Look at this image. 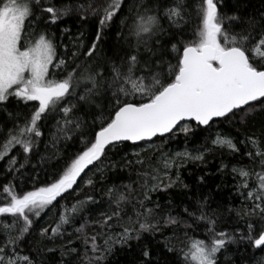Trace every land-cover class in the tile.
Wrapping results in <instances>:
<instances>
[{
    "label": "snow or ice",
    "instance_id": "snow-or-ice-1",
    "mask_svg": "<svg viewBox=\"0 0 264 264\" xmlns=\"http://www.w3.org/2000/svg\"><path fill=\"white\" fill-rule=\"evenodd\" d=\"M225 6V0H67L59 5L55 0H0V112L13 121L0 143V161L7 157L0 175H11L10 180L0 182V217L12 218L11 223L2 224L7 238L0 243V264H35L30 254H20L34 220L53 210L65 193L71 195L82 174L87 175L85 170L92 171L90 165L103 173L101 165L121 145L145 142L152 147L157 137L167 141L180 134L188 137L197 130L211 133L216 124L247 126L257 115L264 116V11L247 13L243 0H235L231 14L222 10ZM73 16L81 27L90 17L98 19L94 39L81 52V31L75 50L65 48L64 54L58 56V45L49 30ZM116 21L117 46L108 55L100 45L106 29ZM189 23L195 25L191 37L185 35ZM60 32L70 33L71 28H60ZM13 99L31 109L23 122L18 113L9 111ZM49 118L55 120L49 141L54 148L61 141L79 142L82 147L66 157L59 150L40 156L42 165L56 161L47 170L50 179L41 186L33 181L31 190L17 191L16 181L36 155L34 150L43 143L42 121ZM244 131L246 134L238 141L230 134L217 132L211 143L238 154L242 160L247 158V166L231 168L237 192L250 202L237 215L258 217L264 225V121L259 137L254 128L246 127ZM17 147L19 151L12 154ZM211 150L197 149L195 155L187 150L172 157L163 155L159 161L163 175L154 168L151 179L155 183L149 186L146 180L141 185L145 191L142 199L133 204L135 219L129 216L121 223L124 206L132 202L131 185L126 186V192L108 188L111 210L102 212L97 223L106 230L101 235L107 234L113 221L121 225L122 231L115 238L107 236L100 244L97 234L89 236L85 232V224L76 228L86 246L87 264H107L117 243L130 247L129 242L140 241L144 233L154 235L159 231L160 220L156 217L161 205L146 203L151 201V193L167 192L177 185L188 189L179 167L184 160L204 161ZM136 155L139 157V153ZM127 163L131 165L133 161ZM135 163L143 166L144 161L138 158ZM111 167L115 171L116 164ZM173 167L177 168L175 179L169 174ZM228 167L221 163L219 171ZM207 175L197 177V184H205ZM82 182L93 184L92 179ZM88 203L98 201L87 196L71 209L61 206L64 210L58 214L59 223L42 228L38 243L48 241L54 245L58 237L65 235L63 226L73 223ZM208 206V197L201 196L195 210L183 209L192 221L205 225L207 239L193 240L186 249H179L175 264H218L230 245L264 252V226L257 229L249 220L247 231L217 230ZM163 223L193 227L170 212ZM72 243L69 240L64 246L60 264H70L66 254L78 251L69 246ZM139 247L137 264H173L163 255H156L150 244ZM164 248L167 253L177 252L167 241ZM47 250L54 252L56 248ZM257 264H264V259Z\"/></svg>",
    "mask_w": 264,
    "mask_h": 264
},
{
    "label": "trees",
    "instance_id": "trees-1",
    "mask_svg": "<svg viewBox=\"0 0 264 264\" xmlns=\"http://www.w3.org/2000/svg\"><path fill=\"white\" fill-rule=\"evenodd\" d=\"M55 2L59 5L61 2H67V0H55ZM100 2L103 3V0H100ZM127 2L130 3L131 0H127ZM191 2L192 0H189V3ZM243 4L249 14H257L260 11H264V0H243ZM225 5L226 6L222 9L224 12L231 14L235 10V0H225ZM124 11L126 12L127 9L125 8ZM97 25L98 19L90 17L89 20L83 24V27H81L74 16L67 21L60 22L59 27L53 25L49 30V35L54 38L55 43L58 45V56L64 54L65 48L69 51L75 50L74 45L78 42L76 37L79 36L81 31L84 33L81 38L84 47L81 48L80 51L83 52L84 48H87L94 39ZM63 27L71 28V32L61 35L60 28ZM118 27L119 21H116L111 28L106 29L107 35L100 45L101 50L108 55H111L112 50L117 46L115 34ZM194 27V23H189L185 26V35L187 37L192 36ZM172 55L174 56L175 54ZM172 62L175 63V59H173ZM30 103L34 104L36 102ZM9 111H12L14 114L18 113L20 121L23 122L25 116L30 113L31 109H26L22 104L18 105L17 101L13 99L9 105ZM262 121H264V116L257 115L255 120L247 126L238 125L236 123L216 124L213 126L211 133L197 130L194 134H189L188 137L180 134L176 138L167 141H164L163 138H156L155 143L157 144V148L155 150H141L143 146L147 145L146 143H141L140 145L126 143L121 145L118 152L109 153V159L101 165L103 173L97 171L95 166H91L90 168L92 171H86L87 175L81 177L77 185L74 186L75 191H72L71 195L65 193V198H58L59 203L53 210L41 213L40 217L34 220L31 235L25 238L27 242L21 244L22 251L20 254H30L35 264H60L61 252L64 250V246L68 244V241L71 240L73 243L69 246L76 248L78 251L74 254L67 253L65 258L70 261V264H87L85 259L86 246L83 243V239L79 238V234L76 233V228H79L81 224H85V232L89 236L97 234L99 237L98 243L100 244L104 243L107 236L115 238L122 231L121 225L113 221L111 229L107 230V234L101 235L105 233L106 230L102 229L97 223V221L101 219L102 212H109L111 210L109 197L106 194L108 188L115 187L120 192H126L128 191L126 186L131 185L133 190L132 202L124 206L125 215L121 223L127 221L129 216L135 219L133 204L136 199H142L141 193L145 191V189H142L141 185L144 184L146 180L149 186L155 183V181L151 179V175L153 174V169L159 166L158 160L165 154L170 155L183 150L197 151V149H199L203 151L205 148L212 149L210 152L206 153L204 161L184 160L183 166L179 167L180 177L184 183L189 185L188 189H184L177 185L174 188L168 189L167 192L151 193L152 199L146 203H148L149 206H154L156 202H159L161 205V208L158 210L160 214L156 217V219L160 220L159 231L154 235L144 233L140 241H130V247L128 245L121 246L117 243L111 255L108 257L107 264H137L140 253L139 246L144 244H150L156 255H163L166 260H170L175 264L180 257L179 249H186V246L193 240L207 239L205 225L192 221L183 211L185 207L190 208V210H195L197 200L201 196L208 197V214L216 219L217 230H224L230 233L238 229L247 231L245 225L249 220L259 229L264 225H262L258 217L241 218V216L237 215L238 212L245 211L250 202L244 200L237 192V182L232 177L231 168L233 165L237 167L247 166V158L242 160L238 154L230 153L226 148H215L211 141L215 138L217 132L223 135L230 134L234 141H238L246 134L244 131L246 127L254 128L256 135L259 137L260 124ZM54 124L55 120L52 118L42 121L41 130L44 135L40 139L43 143H40L38 148L34 150L36 155H34L25 169L22 170L24 175L19 177L16 181L19 185L17 191H20V189L31 190L33 181L36 186H41L50 179L47 175V170H50L52 164L56 161L53 160L47 165H42L40 156L48 155L59 150L62 156L66 157L75 154L76 151L82 147L79 142L73 144L69 141L65 144L64 141H61L54 148L49 143L51 133L55 131ZM12 127L13 121L8 118L6 113L0 112V143L5 140L8 130ZM45 144H48L47 150L45 149ZM18 151V147L13 148L12 154H16ZM136 153H139V157ZM138 158L144 161L143 166L135 163ZM6 160L7 157H5V160L0 161V169L6 167ZM128 160L133 161V163L129 165L127 163ZM113 163L116 164L115 171L111 167ZM177 163L179 164L180 160H177ZM221 163L229 166L224 172L219 171ZM33 165H35V167H33ZM176 171V167L170 170L169 174L172 179H175ZM206 173L209 174L206 176V183L198 185L196 178ZM5 178L10 180L11 175L9 174L7 177L0 175V182L4 181ZM88 179L93 180L92 185L82 182ZM20 180H23L25 183L20 184ZM165 183H167L166 179ZM113 195H115V193ZM87 196H93L98 203L86 204L84 210L75 216L73 223L63 226L66 230L65 235L62 238L58 237L54 245L48 241L38 243V241L41 240L39 232L42 228L55 227L56 224L59 223L58 214L64 210L61 206L71 209L74 204H77L80 200L86 199ZM169 201H171V203H169ZM111 207H114V205ZM169 212L182 221L193 224V227L186 228L183 225L165 226L163 218ZM11 220V217L7 219L0 217V222H2L0 223V243H3L7 238L2 224L11 223ZM19 227V224L16 225V228ZM185 232L187 236H185ZM12 234L15 235V229H13ZM166 241L175 246L177 252L167 253L164 248ZM48 247H55L56 250L54 252H49L47 250ZM242 256L245 258L244 260H242ZM262 259H264V252H261L259 249L248 246L246 250L244 245H241L239 248L235 245H230L228 251L220 255L218 264H257V262Z\"/></svg>",
    "mask_w": 264,
    "mask_h": 264
},
{
    "label": "rangeland",
    "instance_id": "rangeland-1",
    "mask_svg": "<svg viewBox=\"0 0 264 264\" xmlns=\"http://www.w3.org/2000/svg\"><path fill=\"white\" fill-rule=\"evenodd\" d=\"M157 148V144L155 143V145H153L152 147H148L147 145H145V146H143L142 148H141V150H155ZM185 150H183V151H180V152H184ZM187 151H189V152H191L193 155H195V154H197V151H190V150H187ZM177 152H175V153H172V154H167V155H169L170 157H172V156H175V154H176ZM161 159V158H160ZM179 160V159H178ZM159 161L160 160H158V163H159ZM158 169H160V173H161V175H163V168H162V165L159 163V166H158Z\"/></svg>",
    "mask_w": 264,
    "mask_h": 264
},
{
    "label": "water",
    "instance_id": "water-1",
    "mask_svg": "<svg viewBox=\"0 0 264 264\" xmlns=\"http://www.w3.org/2000/svg\"><path fill=\"white\" fill-rule=\"evenodd\" d=\"M157 138H160V137H157ZM154 139H156V138H154ZM127 143H130V142H127ZM141 143H145V142H141ZM89 167H91V165H90ZM87 170H88V169H86L85 172H86ZM83 175H84V174H82V176H83ZM82 176H81V177H82ZM78 181H79V180H78Z\"/></svg>",
    "mask_w": 264,
    "mask_h": 264
}]
</instances>
